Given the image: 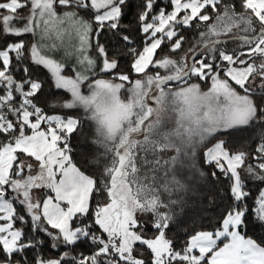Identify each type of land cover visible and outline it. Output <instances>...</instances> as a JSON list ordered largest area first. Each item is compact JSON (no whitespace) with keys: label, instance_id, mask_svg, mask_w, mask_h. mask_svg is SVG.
<instances>
[{"label":"snow or ice","instance_id":"1","mask_svg":"<svg viewBox=\"0 0 264 264\" xmlns=\"http://www.w3.org/2000/svg\"><path fill=\"white\" fill-rule=\"evenodd\" d=\"M129 2L0 0V221L5 222L0 224V264H146L133 255L138 243L152 254L148 264H264V240L258 243L241 232L247 229L251 198L252 223L260 226L264 237V188L255 198L249 190V182L264 185V0H142L132 21L140 26L142 50L126 31L130 25L123 23ZM168 3L172 10L166 13ZM57 4L70 10L58 15ZM81 12L91 14V20ZM193 21L197 29L204 25L199 40L179 59L162 56L154 60L166 41L170 51L181 50L185 37L179 29L192 28ZM65 23L67 27L61 28ZM66 31L78 37V65L94 68L95 60L88 55L93 38L102 60L101 72L114 73L118 61L109 53L114 57L115 49L123 45L133 76L141 78L115 73L119 83L96 79L88 85L91 95H83L81 84L88 76L81 72L75 79L61 75L64 66L42 55L40 41L31 45L30 57L25 56L21 38L26 34L43 40L54 33L62 39ZM105 35L115 43L109 47L99 43ZM28 60L51 72L56 89L71 93L65 109L79 105L91 110L90 119L99 117L103 109L106 118L101 123L109 133L113 131L109 118L119 116L131 134L141 133L145 126L142 138L125 136L119 151H110L85 136L79 118L45 115L34 102L42 85L29 74ZM21 71L17 80L14 73ZM205 81L210 88L201 92L199 82ZM125 82L130 83L132 97L127 103L118 95ZM172 84L180 85L179 89L171 90ZM147 100L157 107L148 106ZM172 113H178L177 130H160L162 117ZM41 123L48 126L47 132L41 130ZM26 128L31 135L25 134ZM249 128L257 129L254 146L248 151L233 150L225 137ZM74 133L93 149L82 164L95 169L101 168L102 159L109 161L101 169L109 179L103 187L110 202L97 204L91 217L90 197L96 181L72 161L69 141ZM24 156L37 162L35 172L31 163L25 164ZM221 178L228 181L222 199L230 197L231 203L219 218V226L213 225L212 231L194 229L177 250L166 236L184 212L183 207L173 210L180 204L172 198L174 191L187 192L193 180L207 185L209 179L219 184ZM39 189L47 190L41 193L42 202L33 198V191ZM14 202L30 217L27 232L25 216L17 213ZM213 203L210 198L209 204ZM17 220L20 227H14ZM94 225L106 237L93 231ZM148 228L152 238H147ZM40 233L52 249L68 251L60 259L44 258ZM85 241L92 254L72 255Z\"/></svg>","mask_w":264,"mask_h":264},{"label":"trees","instance_id":"2","mask_svg":"<svg viewBox=\"0 0 264 264\" xmlns=\"http://www.w3.org/2000/svg\"><path fill=\"white\" fill-rule=\"evenodd\" d=\"M142 2V0H130L127 8V15L123 17V23L125 25H130L127 28V33L130 34L133 44L139 46L138 50H142V40L143 36L140 32V26L138 23H132L134 19V13L137 11V3ZM160 4L157 3L155 6L156 9L160 8ZM57 12L63 13L64 11L70 10L59 6L58 4L55 5ZM165 12H169L172 10V6L170 3L164 8ZM85 19L91 20V14H86L84 12L80 13ZM196 21H193L192 28H180V35L185 37V40L182 44L181 50L178 52H172L169 50L170 45L166 41L162 44L161 48L158 49L156 54V59L162 56H170L172 58L179 57L184 54L188 46L192 43L195 39L197 34V28L195 27ZM93 30H95V24H93ZM9 39H13L9 37ZM21 39L24 40L25 48L27 51L25 52V56L30 57V48L34 42V37L32 34H26ZM99 43L104 44L106 47H109L111 44H114L115 41H111L107 38V36H102L99 40ZM116 55L113 57L111 53L109 56L111 59H115L118 61V68L114 70V73H103L97 72L93 76H91L88 80L84 81L82 85V91L84 95H89L91 89L88 87L89 84L95 82L96 79H104L108 82L112 83H119L120 81L116 79L115 73H124L129 74L130 78L135 79L139 78L140 76H133L132 69L130 67V61L125 52L124 46L121 45L119 49H115ZM14 56V54H10ZM91 55L93 57H98V54L95 50V40L92 38V49ZM26 66L29 68V74L32 76L33 79L37 80L41 83L42 88L39 93H37V98L34 100L37 103V106L42 108V111L45 115H61L62 117L73 116L79 118L81 123L84 126V134L89 138L96 139L99 143L107 147L110 151L115 149L119 151L120 147L117 146L115 143H111L110 141L105 139V136L102 134L101 128L95 119H90L91 111L86 110L83 107L77 105L73 109H65L63 107L64 103L71 102L72 97L68 90L66 89H56L53 77L50 71L44 68L42 65H34L30 62V60L25 61ZM63 74L65 76H72V71L67 68L63 70ZM16 79H21L23 75L22 71L20 73H14ZM198 82V81H193ZM202 91H207L210 88V82H199ZM171 87L174 89L180 87V85L172 84ZM129 88L130 83L125 82V88L120 90V96L125 101L128 100L129 97ZM239 92V88H237ZM243 94V93H241ZM10 119L14 120V117H9ZM155 119V116L150 117L146 124L152 122ZM35 121V117L32 118ZM161 125V124H160ZM159 125V128H160ZM143 129L139 135L131 139H141L143 134ZM160 130H162L160 128ZM164 131V130H162ZM256 128H249V129H237L234 130V134L225 137L231 141V148L233 150L238 151H248L252 148L255 144L253 140V136L256 133ZM168 132V131H167ZM31 129L26 128L25 134H30ZM179 139V138H177ZM70 147L72 151L70 153L72 161L76 164L77 167L80 168L86 175H89L90 178L96 181V186L93 190V193L90 198V207H89V217H91L92 213L94 212L97 204H106L109 201V198L106 195V189L103 187L105 183H109V179L103 174L102 169L106 166L109 161L107 159H102L100 161L101 168L89 169L84 164H82V160L86 158V153L92 151V146L83 142L82 137H78L75 133L70 138ZM211 143V142H210ZM60 147H63V144H60ZM36 171V170H35ZM219 175V173H218ZM228 188V181L221 178V182L217 184L216 182L209 179L207 185L198 183L195 180L192 181V184L189 187L187 192H183L179 189L175 190L173 193L172 198L180 200V204L174 208V211H178L180 207L184 208L182 218H177L175 224L170 225L169 229L166 230V236L168 239H171L174 243V247L179 250V245L182 244L185 238L188 236L189 233H194L195 230H208L212 231L213 225L219 226L218 221L219 218L226 214L227 206L231 203V199L225 200L222 199L223 194L227 192ZM264 188V185H255L253 186L251 182H249V190L251 192V197L255 198L258 191ZM97 189H100L97 191ZM214 201L213 204H209V200ZM249 205V213L247 215V229L246 232L241 229L242 234L246 235L247 237H251L257 240V242H261L264 240L260 233V226L258 224L252 223L253 217L251 214L252 210V199H248ZM17 213L20 215L25 216V221L27 224L24 225L25 232L28 231L31 220L30 217L24 211V208L20 206L18 203L15 202ZM73 226H75L76 221H73ZM15 227H20L21 222L15 221ZM93 231H95L98 235L102 237H106V233H103L102 229L99 228L98 225H94ZM149 238H152V229L148 228ZM40 238L45 241L44 247L40 250L43 257L46 259H60L63 252L68 251L67 248L61 247L60 249H52L50 243L45 234L40 233ZM264 246V244H262ZM98 247V246H97ZM92 247L85 241L78 245V247L72 252V255H79L83 254L85 257L90 256L92 254ZM135 254L138 258H143L148 264V261L151 260L152 254L150 250H147L146 246L140 245L139 243L135 246ZM210 255V254H209ZM29 259H32L31 253H29ZM63 264V262H62Z\"/></svg>","mask_w":264,"mask_h":264},{"label":"rangeland","instance_id":"3","mask_svg":"<svg viewBox=\"0 0 264 264\" xmlns=\"http://www.w3.org/2000/svg\"><path fill=\"white\" fill-rule=\"evenodd\" d=\"M57 14L58 15H62L63 13L57 12ZM183 14L184 13L182 12L180 15L182 16ZM209 14L211 15L212 13H209ZM208 23H211V21H209ZM66 27H67L66 23L61 26V28H66ZM203 30H204V25H201V27L199 29H197L196 37L192 41L190 46H193L199 40L198 32L203 31ZM158 36H159V34H158ZM33 37H34V42L33 43H37V41H40L44 45V48L42 50V55H46L48 58L54 59V60H56L57 63L62 64L64 66L63 70L69 68L72 71L73 75L70 76V77H68V76H66V77L71 78V79H75L76 78V73L77 72H81L83 75L88 76V79H89L95 73L100 72V67L102 66V60H101V58L99 56L98 57H93L91 55L92 47L89 49L88 55L90 56V58L95 60L94 68L85 69L83 66L78 65L77 56H76V48L79 45V40H78V37H76L74 32L71 35H69V33L66 31L64 33V36H63L62 39L56 38L54 33L50 37H45L43 40L40 39L39 35H36V36H33ZM91 40H92V38H90V44L92 45V41ZM53 44L56 46L55 48H51V45H53ZM190 46H188V48ZM187 49H186V51H187ZM156 54H157V52H156ZM179 57H175L173 59H179ZM155 59H156V55L154 56V60ZM63 70L61 72V75H64L63 74ZM149 72L151 73V68L149 69ZM139 78H141V76ZM53 80H54V83H55V78L54 77H53ZM169 87L173 91L179 89V87L176 88V89H174V87H171V86H169ZM200 89H201V87H200ZM201 92H206V91H202V89H201ZM81 93L84 95V93L82 91V85H81ZM118 95H119L120 99L122 100V102H125V103H127L132 98L130 92H129L128 100H125V101L121 98L120 92L118 93ZM147 104H148V106L153 107V108L157 107V105L154 103L153 100H147ZM165 112L166 113L168 112L167 108L165 109ZM173 116L175 117V119L172 118ZM95 120L99 124V126L101 128V131H102V134L105 136V139L110 141L111 143H114V144L116 143L118 147H120V142H121L123 137L128 136V138L131 139V138L135 137L136 135L140 134V133L131 134L128 131L127 122L126 121H121L119 116H112V117L109 118L108 124L113 129V131L111 133H109L108 126H106L105 124L101 123V118L100 117H97ZM133 121L135 122V117H133ZM177 121H178V113H172L170 116L162 117L161 122H160V124H161L160 128L162 130H164V131L174 132V131L177 130V128L179 126ZM146 122L147 121H145V124H146ZM133 126H135V123L133 124ZM186 127H187V125H186ZM141 129H143V126H141ZM41 130L47 132L48 126L46 124H44V123H41ZM27 135H31V133L27 134ZM24 162H25L26 165L31 163L33 165V172H35L36 163L37 162H35L34 158L24 156ZM14 167H15V165H14ZM41 193H47V190L46 189L34 190L33 191V198L34 199H39L42 202V199L45 198V197H42ZM48 194H51V193H48ZM14 207L16 208L15 202H14ZM3 223H5V222L4 221H0V224H3ZM147 238H149V237H147ZM133 255L138 257L135 254V249H134Z\"/></svg>","mask_w":264,"mask_h":264},{"label":"clouds","instance_id":"4","mask_svg":"<svg viewBox=\"0 0 264 264\" xmlns=\"http://www.w3.org/2000/svg\"><path fill=\"white\" fill-rule=\"evenodd\" d=\"M91 95V92H90V94H89V96ZM120 99V98H119ZM120 101L122 102V100L120 99ZM99 117L101 118V120H104L106 117L104 116V110L103 109H101V113H100V115H99Z\"/></svg>","mask_w":264,"mask_h":264},{"label":"crops","instance_id":"5","mask_svg":"<svg viewBox=\"0 0 264 264\" xmlns=\"http://www.w3.org/2000/svg\"><path fill=\"white\" fill-rule=\"evenodd\" d=\"M92 41V40H91ZM219 246H222V243L221 244H219ZM211 255V254H210Z\"/></svg>","mask_w":264,"mask_h":264}]
</instances>
